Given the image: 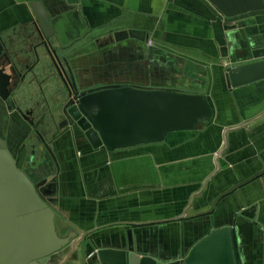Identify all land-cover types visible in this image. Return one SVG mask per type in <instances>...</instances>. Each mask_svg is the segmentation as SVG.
<instances>
[{
	"label": "crops",
	"instance_id": "1",
	"mask_svg": "<svg viewBox=\"0 0 264 264\" xmlns=\"http://www.w3.org/2000/svg\"><path fill=\"white\" fill-rule=\"evenodd\" d=\"M36 12L50 17V41L71 60L79 85L100 77L108 86L197 94L213 110L211 121L164 143L109 153L71 136L61 141L60 172L48 183L60 236L81 241L68 263L120 264L111 252L127 251L131 232L137 255L169 264L232 228L241 264H264V79L230 88L226 78L231 68L263 61L252 52L264 48V0H0V80L18 97L55 86L53 68L26 75ZM130 30L146 41L125 38ZM38 53L40 64L51 63L43 48ZM101 64L114 77L96 75ZM27 155L22 167L43 173ZM70 252L72 245L46 264H64Z\"/></svg>",
	"mask_w": 264,
	"mask_h": 264
},
{
	"label": "water",
	"instance_id": "2",
	"mask_svg": "<svg viewBox=\"0 0 264 264\" xmlns=\"http://www.w3.org/2000/svg\"><path fill=\"white\" fill-rule=\"evenodd\" d=\"M37 17L40 28L34 23V30L28 35L30 41L40 39L39 46L33 49L32 58L47 71L55 70L56 59L59 75H66L61 58L50 41L55 33L50 17L38 13ZM115 37L118 38L117 35ZM125 38L145 42L146 34L130 30ZM250 46L255 48L253 42ZM39 48L47 52L50 64H40ZM7 53L17 75L21 76V66L16 57L11 56L8 50ZM252 58L263 61L227 71L230 88L264 79V48L254 49ZM68 61L65 59L70 67ZM18 91V88L10 90L9 82L0 80V113L1 108L7 115L11 113L8 117L12 122H20V112L27 104L25 97L14 98ZM69 115L93 150L104 149L113 153L141 145L164 143L167 136L174 132L193 131L213 119V110L208 99L202 95L121 85L78 94ZM9 144L0 138V264H46L61 258L72 245V252L64 262L70 264L69 258L77 254L81 241L74 243V236L62 238L57 229V215L50 205L53 192L48 185L49 176L53 173L32 179L29 170L19 168ZM128 236L127 251L111 252L117 263L163 264L152 257L137 255L131 232ZM107 253L98 252L94 255V261L104 259ZM169 264H241L234 229L213 231L187 257Z\"/></svg>",
	"mask_w": 264,
	"mask_h": 264
},
{
	"label": "flooded vegetation",
	"instance_id": "3",
	"mask_svg": "<svg viewBox=\"0 0 264 264\" xmlns=\"http://www.w3.org/2000/svg\"><path fill=\"white\" fill-rule=\"evenodd\" d=\"M115 41L120 43L124 41V39L122 36H118V38L115 37ZM33 43L34 49L36 46H39L40 39L35 40ZM116 50H118V47L111 51L113 59H116L118 56ZM55 52L59 58H61V62L67 74L64 75L62 73V75H59L58 61L55 59V86L50 88L49 94H44L42 96L27 95L24 99L27 101V104L22 107V112H20V122H12L8 117L11 113L7 115L3 112L2 108L0 113V138L6 143H10L9 148L19 168L23 171L29 170L34 180L37 179L38 175L41 176L49 174L50 172H52L53 175L49 176V178H55L57 175L56 172L59 174L61 156L55 149H57V146L61 144V141L65 137H74V144H76V142L86 144L83 134L69 115V110L73 108L75 98L78 94L108 87V82L100 77L92 82L83 81L81 85H79L73 67L71 66V60L60 55L61 51L56 47ZM65 59H69L68 62L70 67L66 64ZM38 66V61L33 59L31 64L26 68V75H35V69H37ZM93 69L94 73L98 76L101 73L104 74V76L106 74V77L107 75L114 77L111 70H109L106 65H96ZM26 75L23 73L22 77ZM135 88L146 89L145 87ZM16 97H18L17 93L14 95V98ZM14 101V103L18 105V101L16 99H14ZM27 153V165L31 167V162L34 164L37 163L38 168L44 170L43 173L42 171L34 173V169H25L22 167V155ZM48 185L51 186L49 190L54 192L55 185L53 186L49 183Z\"/></svg>",
	"mask_w": 264,
	"mask_h": 264
},
{
	"label": "built area",
	"instance_id": "4",
	"mask_svg": "<svg viewBox=\"0 0 264 264\" xmlns=\"http://www.w3.org/2000/svg\"><path fill=\"white\" fill-rule=\"evenodd\" d=\"M149 46H152V44L150 43Z\"/></svg>",
	"mask_w": 264,
	"mask_h": 264
}]
</instances>
